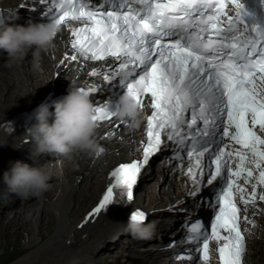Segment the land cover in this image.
<instances>
[{"label":"snow or ice","instance_id":"6c2138e0","mask_svg":"<svg viewBox=\"0 0 264 264\" xmlns=\"http://www.w3.org/2000/svg\"><path fill=\"white\" fill-rule=\"evenodd\" d=\"M239 10L235 19L226 11L228 0H168L167 3H153L148 14L133 17L132 10L119 13L108 11L106 19H101L103 13L86 10L90 6L80 4L78 7L71 0L59 5L61 10L58 19L63 24L72 16L74 18L87 17L90 24L80 28H72L74 38L70 40L72 56L65 59H76L78 50L85 57L100 60L112 56L116 60H123L120 70L113 75L122 77V85L132 93L140 104L145 107L144 93H150L151 106L155 109L148 117L147 141L143 147V157L139 161L133 159L128 163H121L110 173L114 183H109L102 199L93 207L87 218L90 220L103 208L109 205L117 196L114 189H119V196L133 197V185L137 181V173L141 166L158 148L166 147L167 143L161 139V132L177 144L186 146L189 157L200 156L205 149L194 152L197 143L191 128L195 126V133L207 130L211 135L217 130V123L222 116L223 136L235 141L240 147L234 151L228 148L227 156L225 144H219L218 150L211 156V174H205L207 180L220 174L223 179L222 168L227 166V183L222 190L217 189L219 209L207 224V234L200 233L198 239L199 258H205V241L209 236L221 242L215 244L216 259L219 264H242L243 232L240 225L241 209L233 199L232 186L241 192L240 201L245 206L255 202L258 196L264 201V190L257 192V184L264 186V131L257 133L256 126L264 130V47L257 49V39H242L226 43L219 37L224 30L221 17H227V32L239 31L237 24L241 17L253 16L239 0H230ZM213 10L206 13L204 10ZM169 10L178 11L180 16L169 14ZM197 13V15H193ZM51 12H44L48 17ZM78 14V15H77ZM196 28L199 31H191ZM200 32H208L209 38H201ZM179 34L180 38H176ZM168 37L169 39L165 40ZM264 39V35L259 36ZM151 45H154L155 51ZM253 53H256L253 58ZM159 54L158 60L152 57ZM222 57H226L221 59ZM218 61V62H217ZM63 62V61H61ZM130 65L132 67H130ZM151 71H148V68ZM126 70V71H125ZM96 73L97 69H91ZM142 71L144 74L138 80L133 73ZM113 75L104 74L103 79L109 81ZM129 77H132L129 79ZM259 81V83H257ZM222 89V93H221ZM89 93H95L96 88H85ZM191 112V118L185 116ZM110 108L97 106L94 118L103 121L112 116ZM199 121V123H198ZM188 126V136L192 137V144H184L186 137L182 134L184 126ZM231 126V128L229 127ZM108 133H105L107 136ZM207 141L208 136H202ZM248 164H255L258 175L254 176V169L245 165L247 153ZM232 157H238L235 167ZM198 159L193 164H199ZM189 178L193 177L191 167L185 168ZM244 175L247 183L249 178L255 180L247 197L243 194L244 183H236L235 178ZM215 199V197H214ZM131 215L141 217L143 213L137 208ZM247 220V216L244 217ZM188 229L196 227V222L188 224ZM189 241L193 236L186 237Z\"/></svg>","mask_w":264,"mask_h":264},{"label":"bare ground","instance_id":"6f19581e","mask_svg":"<svg viewBox=\"0 0 264 264\" xmlns=\"http://www.w3.org/2000/svg\"><path fill=\"white\" fill-rule=\"evenodd\" d=\"M40 2L0 0V7L6 11L5 20L8 23H19L15 14L22 12L32 14L34 21H38L40 15L35 14V9ZM68 38L62 27L53 45L41 52L38 65L31 63V50L23 59L11 64L0 61V142H6L0 144V168L9 166V161L13 160L12 155L17 152L26 153V161L29 163L50 162L53 168L57 166L43 157L33 160V143L25 131L33 119L21 133L15 131V128L18 119L30 116L36 105L49 94H62L66 90L68 80L75 86H86L85 88L100 80V77L90 75L89 69L103 66L102 63L85 61L83 64L75 59H65L66 53L69 52ZM5 51L0 49V60L7 56ZM100 94V90L89 93L94 103ZM113 119L111 122L98 124L95 129V139L103 147V152L99 155L78 152L72 161L62 158V194L51 200L57 215L52 217L41 210L33 220L29 212L34 209L20 206V202H17L14 216L0 222V250H3L0 252V264H6L12 257L14 258L9 264H101L93 258L96 246L111 237L112 232L115 235L110 238L109 246L117 245L115 249H123L122 257L119 256L123 264H188L175 259L183 246L180 240L184 231L183 224L187 218L198 216L199 210L205 214L209 207L200 197L205 190H201L202 187L198 186L196 181L189 186V181L179 171L178 162L168 159V151H165L169 150L168 145L161 148L160 155L152 157L154 160L159 156L157 167L152 168L150 162L145 167L142 165L137 174L136 185L143 184L144 188L143 194L142 190L140 192L142 196H138V201L133 204L135 209L138 208L143 213L144 220L151 218L154 221L153 235L147 238H154V241L142 247L145 238H137L126 230L125 223L132 212L123 215L121 210L120 214L118 212L114 216L101 213L94 224L85 225L87 213L94 207L107 182L110 169L120 162L130 160L139 140L143 138L144 122L139 128L125 125H120L119 128L115 127L119 119ZM68 178L72 181L76 178L83 180L82 192H79ZM74 197H77L76 205L80 202V207L71 209ZM255 220L256 231L249 241L246 262L264 264L263 210L255 216ZM113 250L103 254L108 252L107 256H113ZM115 257L107 260L106 264Z\"/></svg>","mask_w":264,"mask_h":264},{"label":"clouds","instance_id":"9594fccd","mask_svg":"<svg viewBox=\"0 0 264 264\" xmlns=\"http://www.w3.org/2000/svg\"><path fill=\"white\" fill-rule=\"evenodd\" d=\"M61 26L58 18L47 22L29 21L26 24L0 25V49L7 52L6 63L23 59L31 50V63L38 65L41 52L53 45ZM95 108L89 92L75 86L71 80H68L62 94L36 105L31 113L33 122L25 130L33 143V160L42 153H59L65 160L72 161L78 152H87L89 155L103 152V147L95 139ZM112 113L125 120L130 128H139L146 118L143 108L128 91L120 95ZM54 175L50 162L29 163L15 159L9 161L2 180L10 191L22 198H28L49 191L53 187ZM125 227L137 238H149L154 231V221L130 214Z\"/></svg>","mask_w":264,"mask_h":264},{"label":"rangeland","instance_id":"374dc122","mask_svg":"<svg viewBox=\"0 0 264 264\" xmlns=\"http://www.w3.org/2000/svg\"><path fill=\"white\" fill-rule=\"evenodd\" d=\"M24 13L25 12L16 13L15 14L16 17H17V21L19 23L25 24V20L30 18V17H26L24 15ZM36 13L41 15V13H42L41 9L40 8H36L35 9V14ZM6 60H7V56L5 58H3L2 60H0V61L1 62H5ZM95 80H97V79L95 78ZM86 81H88V80H86ZM84 84H82V85H84ZM82 85H80V86H82ZM82 87L85 88L86 86H82ZM101 96L102 95L100 94L99 97H101ZM7 97H9V96H7ZM4 98H5V96H4ZM4 101H5V99H4ZM30 142H32V141L30 140ZM39 157H43L44 159H46L48 161H51V162H53L54 164L57 165L54 168L55 175H54V178H53V187L49 191H47L46 193H44V194H42L40 196H30L28 198H22L19 195H17L16 193L10 191L8 186L2 180L3 172L9 166H4V167L0 168V222L3 221V220H6V219H10V218H12L14 216L15 210H16V206L18 204L17 202H20V206L31 207L32 210L34 209L33 211L29 212V215L33 216V220L37 216L36 214L41 213L40 212L41 210H44L47 214L52 215V217H54V215H57L56 212H55V209H54L55 207L53 206V204H51V200L57 198L60 194H62V192H61L62 191V187L60 186V182H61V177L60 176H61V170H62L61 160H62L63 157L59 153H42V154H40ZM12 158H13V160L22 159V160L26 161L27 158H28V155L26 153H24V152H22V153L17 152V153L12 155ZM157 158L152 160V163H150L152 165V168L153 167H157V160L159 159V158L158 159ZM94 179H95V177L92 179V182L94 181ZM68 181H70V183L73 184L76 187L77 190L79 189V192H82L81 190L84 189L83 180H81L80 178H76L75 181H72L71 178H68ZM142 185L140 184V185L136 186V191H137L136 195L138 194V196H142L141 193L143 194L144 186H142ZM141 190H142V192H141ZM76 198L77 197L73 198L74 200L72 201L71 209L72 208L74 209L75 207H80V206H78V205H80V202H79L78 205H76ZM139 204H141V203H139ZM112 233L113 234H112L111 237H113L115 235L114 232H112ZM111 237L109 236L108 237L109 239L106 238L104 241H101L96 246L95 254H94V257H93L94 261H96L98 263H101V264H106L107 260H111L113 257L116 256L115 259H113V261L109 262L108 264H123L121 262V258H120V257H122L123 249H121V251L119 249H115V248L118 247L117 245L110 247L109 246V240H110ZM154 240H155L154 238H152V239L145 238V240L142 242V244H143L142 247H144L145 245L149 244L150 242H152ZM124 243H126V242H124ZM101 249H103V250H101ZM108 250L115 251L114 255L113 256H111V255L107 256L109 254L108 252L106 254H103L104 252H106ZM2 251L3 250H0V252H2ZM13 258L14 257L10 258L7 261L6 264H9V262L11 263ZM153 264H156V263H153Z\"/></svg>","mask_w":264,"mask_h":264},{"label":"water","instance_id":"95a60500","mask_svg":"<svg viewBox=\"0 0 264 264\" xmlns=\"http://www.w3.org/2000/svg\"><path fill=\"white\" fill-rule=\"evenodd\" d=\"M104 84H106V82H105L104 80H101V79H100V80H97V81L91 83V84L89 85V89L95 87L96 90H99V89H102V86H104ZM102 94H104V91H102ZM102 94H101V95H102ZM57 96H58V95H57ZM101 97H102V96H101ZM101 97H98V98H101Z\"/></svg>","mask_w":264,"mask_h":264}]
</instances>
